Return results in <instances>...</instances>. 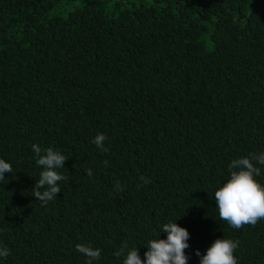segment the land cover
Wrapping results in <instances>:
<instances>
[{"label":"trees","instance_id":"1","mask_svg":"<svg viewBox=\"0 0 264 264\" xmlns=\"http://www.w3.org/2000/svg\"><path fill=\"white\" fill-rule=\"evenodd\" d=\"M32 144L68 157L46 205ZM261 152L264 0H0V264H87L77 244L101 250L93 264H123L124 245L143 261L169 221L187 264L222 238L264 264V220L234 229L214 199Z\"/></svg>","mask_w":264,"mask_h":264},{"label":"clouds","instance_id":"2","mask_svg":"<svg viewBox=\"0 0 264 264\" xmlns=\"http://www.w3.org/2000/svg\"><path fill=\"white\" fill-rule=\"evenodd\" d=\"M106 139L105 134L98 133L92 142L102 151H107L104 147ZM31 150L36 164L43 169L33 187V196L46 205L60 193L58 182L67 179L59 174L57 169L63 167L68 157L58 150L43 149L37 144H32ZM256 163L264 165V152L250 153L248 157L232 160L228 165L230 178L214 191L220 220L226 221L234 229H240L243 225L254 226L258 220H264V186L254 179V176L260 175V169L255 166ZM105 164H107L106 161ZM85 171L88 176L92 175L90 168ZM11 172V164L0 159V181L5 179V173ZM140 179L145 183L150 182L143 176ZM160 232L167 234L166 239H160L158 236L156 239L147 241V251L144 253L143 261L137 247L128 249L127 245H124L114 255L119 257L126 254L123 264H187L189 258L184 250L189 247L186 243L189 239L188 231L175 222L169 221L162 226ZM238 245L239 241L216 239L204 255H201L198 250L195 255L199 257V264H237L233 252ZM76 251L88 258L87 264H93V261L101 256V250L91 246L77 244ZM9 255L10 250L7 247L0 248V257L7 258Z\"/></svg>","mask_w":264,"mask_h":264},{"label":"rangeland","instance_id":"3","mask_svg":"<svg viewBox=\"0 0 264 264\" xmlns=\"http://www.w3.org/2000/svg\"><path fill=\"white\" fill-rule=\"evenodd\" d=\"M140 1L146 2V3H150L151 2V0H128V3L138 4V3H140ZM123 2L125 3V0H123Z\"/></svg>","mask_w":264,"mask_h":264}]
</instances>
